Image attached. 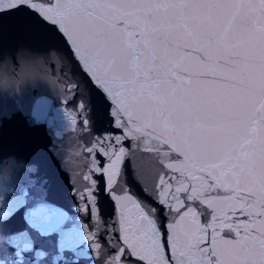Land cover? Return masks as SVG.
I'll return each instance as SVG.
<instances>
[{"label": "snow or ice", "instance_id": "obj_1", "mask_svg": "<svg viewBox=\"0 0 264 264\" xmlns=\"http://www.w3.org/2000/svg\"><path fill=\"white\" fill-rule=\"evenodd\" d=\"M9 50L30 55L0 127L55 131L51 174L0 161V264H264V0H0Z\"/></svg>", "mask_w": 264, "mask_h": 264}, {"label": "water", "instance_id": "obj_2", "mask_svg": "<svg viewBox=\"0 0 264 264\" xmlns=\"http://www.w3.org/2000/svg\"><path fill=\"white\" fill-rule=\"evenodd\" d=\"M30 54L20 53L15 51H8L7 60L0 57V80L7 76L9 85L5 89L0 84V114H2L7 108L9 113L13 112V90L17 87L18 81L13 79V64L12 56H15L21 65L27 63L26 57ZM37 81L34 80L32 73H27L22 82H19L21 89H26L31 92L32 95L43 94L49 99L53 100L54 107H61L60 103L55 99L52 93V85L49 83L39 82V86H36ZM7 96V101L5 97ZM15 98L20 99L21 93H15ZM55 129L49 130L46 122L41 123L36 127H27L25 125V118L21 115H13L12 119L4 121L3 126L0 127V161L4 157V153L9 155L6 157L10 161L15 162V167L19 171L31 170L34 165L26 164L24 160H18L13 153H19L26 155L36 161L39 164L42 172L52 173V162L45 152V145L49 144V141L53 139V133ZM85 138H77L76 134L69 130L64 132L60 138H56V151H58L65 162L66 167L70 170L68 176H71V170L74 169V163L79 162L77 153L80 151L81 145L84 143ZM86 155V154H85ZM129 162V178L131 179V167ZM0 174H7L11 176L12 169H5L3 163L0 162ZM134 182V181H133ZM71 187L70 180L67 183L60 181L56 184L53 198L57 203V206L65 205V211L69 212V215H75L74 207L75 202L65 197V190Z\"/></svg>", "mask_w": 264, "mask_h": 264}]
</instances>
